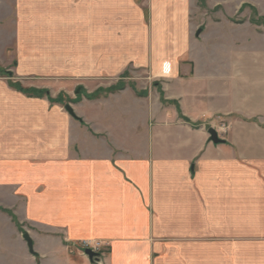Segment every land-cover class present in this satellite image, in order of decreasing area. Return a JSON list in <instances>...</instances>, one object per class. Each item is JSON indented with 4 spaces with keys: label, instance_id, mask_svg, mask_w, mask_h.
<instances>
[{
    "label": "crops",
    "instance_id": "crops-1",
    "mask_svg": "<svg viewBox=\"0 0 264 264\" xmlns=\"http://www.w3.org/2000/svg\"><path fill=\"white\" fill-rule=\"evenodd\" d=\"M9 1L17 76L0 75V207L19 226L0 210V264H264V0ZM79 26L93 72L119 71L111 41H134L146 96L98 86L78 120L28 92ZM82 240L103 242L99 262Z\"/></svg>",
    "mask_w": 264,
    "mask_h": 264
},
{
    "label": "rangeland",
    "instance_id": "rangeland-1",
    "mask_svg": "<svg viewBox=\"0 0 264 264\" xmlns=\"http://www.w3.org/2000/svg\"><path fill=\"white\" fill-rule=\"evenodd\" d=\"M214 0H197V3L200 7L206 6L209 8L210 6H213ZM213 10H209L207 12V17H213ZM201 12V11H200ZM200 12H198L200 14ZM251 12V17L256 15L255 12ZM12 2L9 0H2L0 1V75L7 76L8 78L14 79L17 75L14 73L13 68L16 64V51L14 49V31H13V24L11 20L13 19L12 14ZM240 15V14H239ZM132 20L135 18L132 14ZM197 16H202L198 15ZM199 18V17H198ZM262 24L264 27V22L262 21ZM206 25V24H205ZM119 26V25H118ZM121 28H124V26H119ZM117 29V36L121 33L119 28ZM202 27H205L202 25ZM205 28H210L208 36L211 40L210 42V48L214 47L213 42V27L207 26ZM127 29H130L134 31V25H128ZM264 29V28H263ZM114 31V28L112 27V32ZM67 41L63 42L62 50L57 49V47L53 48L48 52L47 54V60L44 66L47 67L46 71H43V73L38 74L35 72H31L29 75L28 80L26 82H30L31 86H25L29 89V93L32 95L37 96H47L48 101L50 104H58L62 106V111L67 112L65 110V105L68 104L69 106H72L74 113L76 114V118L78 120H81L82 117H85L87 119V114H90L91 108L86 102V92H92V90H96L98 86H105L110 84L111 87H114V90L108 91L106 89H101L100 91H105V93H113L117 91H124L129 93H136L137 95L146 96L148 93V89L152 87V79L151 74L146 70L144 67L137 66L134 61V54L132 46L134 44V41H124V40H118V41H111L112 44L118 43L120 44L118 47V55L120 56L119 59H117V56L114 57L113 54H117L116 51H114L111 48V60L112 64H115L114 66L119 68V71H113V72H93V62L94 59L92 56V46H90L89 43L92 44V42H89L86 38V30L83 29L82 26L78 27V31L76 32L75 28L72 30V34L68 32L67 35ZM99 41H96L94 44L98 43ZM207 44V43H206ZM205 43L199 42V45H197V48H199L201 51ZM194 47V46H193ZM208 47V46H207ZM208 47V48H209ZM196 48V46H195ZM99 48H96L95 51H97ZM53 54V56H51ZM131 54V55H130ZM116 59V60H115ZM203 59V58H202ZM115 60V61H114ZM97 61V58H96ZM38 78H40L41 82L45 81L47 84V90H39L38 88H35L34 85L38 83ZM10 82L12 80H9ZM16 81V80H15ZM18 82V81H16ZM11 84V83H10ZM15 87V86H14ZM83 89L81 93L80 89ZM95 88V89H94ZM107 88V89H108ZM27 91V89H24ZM160 91V89H159ZM79 93V94H78ZM89 93V94H90ZM104 93V92H102ZM141 93V94H139ZM92 94V93H91ZM100 93H94L93 95H90L91 97H96ZM78 95V96H77ZM85 98V99H84ZM161 102H166V99H164L163 94H160L159 96ZM117 99H114V102ZM74 102V103H73ZM103 104H107L104 101L97 103V107H99V111H102ZM72 109V111H73ZM94 111L96 110V107H93ZM79 115V116H78ZM0 210H3L11 215L12 220L19 226L17 217H14L13 213L9 209H3L0 207ZM83 241L79 242L80 249L85 254L84 250L85 247L83 246ZM92 245L91 248H94L96 242L100 243V247L98 250L89 248L92 252L97 253V260L96 262H99L100 258L99 255L102 253L103 248V242L101 240H91ZM86 255V254H85ZM87 256V255H86Z\"/></svg>",
    "mask_w": 264,
    "mask_h": 264
},
{
    "label": "water",
    "instance_id": "water-1",
    "mask_svg": "<svg viewBox=\"0 0 264 264\" xmlns=\"http://www.w3.org/2000/svg\"><path fill=\"white\" fill-rule=\"evenodd\" d=\"M200 31H201V29H198L196 32V35H198L200 33ZM65 110L69 114L75 116L73 111H72V108L68 104L65 105ZM208 133H209V139L213 143H217V142L221 141L220 139H218V137L216 135V131L214 130V128H212V127L208 128ZM23 238L26 240L29 250L32 251V241H31L30 237L28 236V234H26V233L23 234ZM84 252L90 260H97L98 259L97 256L95 255V253L92 252L90 249H85Z\"/></svg>",
    "mask_w": 264,
    "mask_h": 264
},
{
    "label": "built area",
    "instance_id": "built-area-1",
    "mask_svg": "<svg viewBox=\"0 0 264 264\" xmlns=\"http://www.w3.org/2000/svg\"><path fill=\"white\" fill-rule=\"evenodd\" d=\"M91 245H92V241L91 240H84L83 241V246L85 247V248H88L89 246V248H91ZM94 248H91V249H96V250H98L99 249V247H100V243L99 242H96L95 243V245L93 246Z\"/></svg>",
    "mask_w": 264,
    "mask_h": 264
},
{
    "label": "trees",
    "instance_id": "trees-1",
    "mask_svg": "<svg viewBox=\"0 0 264 264\" xmlns=\"http://www.w3.org/2000/svg\"><path fill=\"white\" fill-rule=\"evenodd\" d=\"M255 11V10H254ZM255 13H256V11H255ZM263 18H261V17H258L257 19H252L253 21H255L256 23L257 22H260V20H262ZM115 88L114 87H111V88H108L107 90L108 91H111V90H114ZM139 94H141V93H139Z\"/></svg>",
    "mask_w": 264,
    "mask_h": 264
}]
</instances>
